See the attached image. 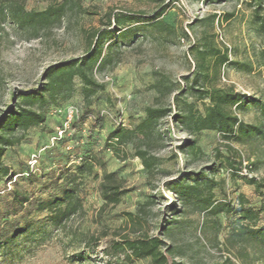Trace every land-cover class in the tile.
Listing matches in <instances>:
<instances>
[{"label":"rangeland","instance_id":"374dc122","mask_svg":"<svg viewBox=\"0 0 264 264\" xmlns=\"http://www.w3.org/2000/svg\"><path fill=\"white\" fill-rule=\"evenodd\" d=\"M60 5L58 20L21 25L16 18L18 12ZM95 41L94 67L85 70L97 86L86 85L77 73L66 89L44 90L50 66L83 57ZM213 88L244 94L253 102L232 111L248 124L262 120L264 0H0V122L19 107L46 115L27 131L5 133L19 140L2 145L0 169L9 173L0 172V192L18 187L47 196L41 184L28 188L17 173L28 170L36 153L37 174L73 166L76 146L99 152L106 169L117 172L131 190L118 204L104 205L97 168L98 177L82 178L84 211L61 229L44 214L36 215L42 219L33 233L0 247V264H153L151 258L131 260L128 252L114 248L128 237L144 236L159 237L162 249L185 264L220 263L226 257L237 264H264L263 244L230 238L241 225L242 195L256 213L243 223L264 226V141L190 132L177 118L190 110L205 113ZM34 91H42L44 99L25 101L22 95ZM68 106L78 108L85 130L44 151L63 122L58 109ZM148 107L170 112L147 136L131 135L115 151L108 148L111 133L120 128L117 120L122 117L131 130ZM138 150L145 151L149 169ZM230 154L242 161V169L230 167ZM190 186L194 190L183 196Z\"/></svg>","mask_w":264,"mask_h":264},{"label":"trees","instance_id":"16d2710c","mask_svg":"<svg viewBox=\"0 0 264 264\" xmlns=\"http://www.w3.org/2000/svg\"><path fill=\"white\" fill-rule=\"evenodd\" d=\"M64 9V5L57 7L49 6L47 9L35 12L16 13V18L21 25L37 23H45L51 19H59ZM160 15V14H159ZM129 19H133L130 17ZM112 23V22H110ZM101 33V32H100ZM96 35V39L100 36ZM111 33V29H109ZM96 41L92 44L91 50L81 58L73 59L67 62H60L50 66L46 70L49 82L44 88L50 93L60 92L71 85L75 74H80L83 81L88 86H97V82L88 75L85 68H93L92 65L95 56ZM224 61H228V57H223ZM75 68H77L75 70ZM25 101L35 103L44 99L42 91H34L24 93L22 95ZM207 97L209 104L205 113L198 116L189 112L178 114L177 118L183 123L188 131L201 132L203 130L217 131L225 140L248 141L262 140L264 141V111L262 120L257 124H248L232 111L233 107H242L245 103L253 102L244 94L235 89L213 88L208 90ZM59 111V109H58ZM170 112L167 108L148 107L145 110V116L139 124L133 129L128 130L124 121L119 125V129L111 133L108 148L116 150V145L126 141L131 135L147 136L152 130L156 122ZM64 121V113L61 115ZM91 116L87 114L85 117ZM46 119L44 112L29 107H19L13 109L8 116L1 119L0 122V157L5 153L6 145H13L18 138H6L5 133L13 132L17 129L27 131L33 126L42 124ZM84 117L77 116L71 123L62 137H57L55 142L52 138L57 136L56 130L51 137V144L43 147L45 150L54 148L68 134L73 135L76 132L84 131ZM123 119V118H122ZM98 119H92L91 124L95 125ZM63 122L60 126H62ZM59 127V126H58ZM2 145H5L4 147ZM230 147V145H229ZM47 150V151H48ZM77 154L76 164L65 167L59 171H51L48 174H37L36 168L28 165L26 172L17 173L20 180L28 188L41 184L43 192L48 191L47 196L35 195L28 190H22L18 187L6 189L4 193L0 192V247L13 244L21 235L31 234L35 231V225L38 221L37 217L44 214L50 225L56 229L66 226L74 216L84 211L83 200L81 197V185L83 177L87 175H95L98 177L99 168L102 171L99 189L104 205H116L122 197L131 190L124 187L123 180L118 176L117 172H109L106 169V160L99 152H83L80 146L74 148ZM137 155L143 159L146 168H150V163L145 159V151L138 150ZM228 164L235 170L242 169V161H237L234 155L227 157ZM39 162V154H38ZM37 162V163H38ZM238 165V166H237ZM8 175L9 169L2 168L0 172ZM246 182L250 185H257L255 178H246ZM13 181V178H10ZM16 184V181H14ZM194 190L193 186L188 191H182L183 196L189 195ZM241 205L237 209L238 221L240 226L234 229L230 238L234 243H259L264 245V226L254 228L243 221L253 220L256 213L252 207L245 206V197L240 196ZM37 215V217H36ZM164 242L159 237L144 236L140 238H126L122 243H115L114 248L124 250L129 253V258L144 259L151 258L153 264H185L176 260L167 250L162 249ZM212 264H237L231 257H226L220 263Z\"/></svg>","mask_w":264,"mask_h":264},{"label":"built area","instance_id":"2783aa9c","mask_svg":"<svg viewBox=\"0 0 264 264\" xmlns=\"http://www.w3.org/2000/svg\"><path fill=\"white\" fill-rule=\"evenodd\" d=\"M59 111H63L64 113V121L62 126H59L56 128V132H57V136L52 138V142H55V140L57 139V137H62L64 135V133L70 129L71 127V123L72 121L79 116V110L78 108L74 107V106H68L65 107L63 110H59ZM120 120V121H119ZM118 123H122L123 119L122 117H120L118 120ZM38 162V154H34V156L32 157V160L30 162V166L33 168Z\"/></svg>","mask_w":264,"mask_h":264}]
</instances>
